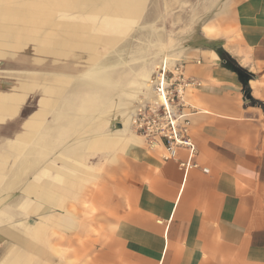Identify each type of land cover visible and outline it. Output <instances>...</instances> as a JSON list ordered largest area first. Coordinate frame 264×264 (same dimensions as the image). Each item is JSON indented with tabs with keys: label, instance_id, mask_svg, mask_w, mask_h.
<instances>
[{
	"label": "crops",
	"instance_id": "0c3cea01",
	"mask_svg": "<svg viewBox=\"0 0 264 264\" xmlns=\"http://www.w3.org/2000/svg\"><path fill=\"white\" fill-rule=\"evenodd\" d=\"M25 1L0 2V264L52 258L37 242L52 220L42 224L36 201L26 202L19 184L25 162H40L43 151L52 155L53 218L92 173L89 156L105 149L112 165L102 192L112 196L100 203L99 232L88 242L91 264H264V0H235L232 9L229 0H52V10L64 14L50 23L47 48L35 47L52 54L50 65L12 51L38 45L34 24L22 19ZM231 13L234 34L223 44L195 37L206 54L186 61L199 83L188 100L200 167L183 171L131 131L140 103L125 89L138 72L151 79L162 60H180L191 49L183 50L186 39L161 46L150 61H106L105 50L118 51L139 33H170L168 16L173 25L198 29ZM36 64L47 70L25 73ZM128 106L139 107L132 114ZM40 108L51 118L39 119ZM116 150H123L119 157ZM62 218L74 227L67 214Z\"/></svg>",
	"mask_w": 264,
	"mask_h": 264
},
{
	"label": "rangeland",
	"instance_id": "374dc122",
	"mask_svg": "<svg viewBox=\"0 0 264 264\" xmlns=\"http://www.w3.org/2000/svg\"><path fill=\"white\" fill-rule=\"evenodd\" d=\"M175 1V0H174ZM2 4L13 5L17 4L13 0H0ZM191 1L185 0V4L189 5ZM235 0H229V5L234 8ZM181 5L179 1L173 3V6ZM25 9L22 19L24 21L34 24L32 28V36L37 37L38 45L35 42H29L25 44L22 49L12 50L14 53L20 52L25 53L24 59H30L33 61L34 58H41L43 63L51 64L52 54H39L36 53L35 47L39 45L44 47L45 43L52 40V23L53 19H61L64 14V8L53 9L52 10V0H26ZM173 17H166V25L168 32L160 33H150V34H137V39L133 40L130 44L121 45V49L118 51L112 49L105 50V59L112 60L114 57L115 61H150L153 55L159 50L161 46L168 45L178 42L179 39L184 38L182 43L183 50L191 47L187 53L181 56L178 61H199L206 54L205 47H197L198 41H194L195 37H200L203 41L208 43H224L225 37H231L234 34V26H232L231 19H233V14L216 16L212 19H206L201 23L198 29L190 27L185 21L180 22V24L173 25ZM226 19L228 20V27L226 26ZM136 23H132L131 27L133 29L137 28ZM227 27V28H226ZM142 37V38H140ZM175 39L174 42L172 40ZM192 41H190V40ZM40 41V42H39ZM171 47V46H170ZM193 47V48H192ZM197 47V48H194ZM3 49V48H2ZM5 49V48H4ZM9 50V49H8ZM205 51V52H204ZM29 53V54H26ZM201 56V58H200ZM135 68H139V63L135 62ZM41 64L34 66H26L25 73L31 74L36 73L37 70H47ZM47 66V65H46ZM49 67V66H48ZM50 68V67H49ZM38 72V71H37ZM47 72H51L47 71ZM128 87V84L126 85ZM190 91V90H189ZM49 97L51 95L46 94ZM41 95H37L35 99L40 101ZM188 98V95H187ZM189 101V100H188ZM42 107V106H41ZM41 112V114H39ZM39 119L46 117L47 119L51 115L43 113L39 110ZM35 115V116H36ZM133 130V123L131 127ZM44 150L50 151L49 147H45ZM104 155L89 156V162L92 163L93 169L92 173L85 174V178L79 183V185L72 188V193L64 196L63 204L56 209V215L52 218V206L50 199H52V160H48L52 155L48 152L40 155L41 161L38 162H25L24 178L19 179V184L24 183L25 186V200L26 202L36 201V209L39 210L41 221L52 220V225L47 226V230L44 234L37 240L40 247L48 250L52 254V258L43 257L41 259V264H91V258L87 256L88 242H91L96 238L98 234V228L96 226V217L100 213V207L103 208L100 203L107 202L111 199L108 193L102 192V187L106 182L103 180V175L105 173H110L111 168V155H106L110 150H103ZM114 155L120 156L123 150H116ZM112 179V178H111ZM17 179L10 178V185H17ZM59 190V189H58ZM102 210V209H101ZM69 217L71 223H74V227L70 229L67 224H63V218L65 215ZM30 219V213L26 211L25 213V224L26 232L30 233L31 229L28 225V220ZM44 226H42V230ZM84 244V246H83ZM90 244V243H89ZM4 243L0 242V250ZM4 249V248H3ZM91 251V247L89 248ZM26 264H29L26 262Z\"/></svg>",
	"mask_w": 264,
	"mask_h": 264
},
{
	"label": "built area",
	"instance_id": "2783aa9c",
	"mask_svg": "<svg viewBox=\"0 0 264 264\" xmlns=\"http://www.w3.org/2000/svg\"><path fill=\"white\" fill-rule=\"evenodd\" d=\"M186 61L158 65L150 79L153 99H146L134 116L133 128L150 148L161 150L166 160H178L180 169L199 168L198 148L190 131L193 107L189 90L199 83L186 70ZM185 152L187 159H180Z\"/></svg>",
	"mask_w": 264,
	"mask_h": 264
},
{
	"label": "bare ground",
	"instance_id": "6f19581e",
	"mask_svg": "<svg viewBox=\"0 0 264 264\" xmlns=\"http://www.w3.org/2000/svg\"><path fill=\"white\" fill-rule=\"evenodd\" d=\"M178 60L179 59H169V58H167V59L162 60L163 62H161L160 65L162 63H166L168 61H178ZM122 88H124V87H122ZM125 92H126L125 94H126L128 99H130V100L136 99V100H138L137 103L139 102L140 105H141V102L144 103L145 99L148 98V97L149 98L152 97V99H153V92H152V87L150 85V76H149V74L145 75V74H143L142 71L138 72V74L135 76V80L132 82L131 86H129L127 89H125ZM140 95L142 97H140ZM136 107H139V106H133L132 109L129 107V113L134 114L136 112V110H137ZM126 129H128V128H126ZM133 130H134V128H133Z\"/></svg>",
	"mask_w": 264,
	"mask_h": 264
}]
</instances>
